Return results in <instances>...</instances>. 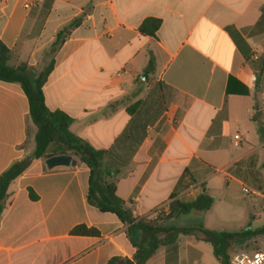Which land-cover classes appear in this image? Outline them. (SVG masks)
Listing matches in <instances>:
<instances>
[{"label": "crops", "instance_id": "0c3cea01", "mask_svg": "<svg viewBox=\"0 0 264 264\" xmlns=\"http://www.w3.org/2000/svg\"><path fill=\"white\" fill-rule=\"evenodd\" d=\"M148 18L162 22L153 34L141 28ZM70 25L46 105L73 118V134L110 151L107 162L119 165L111 180L135 218L167 211L176 189L195 199L220 188L232 204L235 186H247L264 199V0H0V40L14 67L40 69ZM35 135L22 86L0 81V174L31 156ZM71 156L75 166L52 169L32 159L9 187L0 264L133 259L129 226L88 203L90 169ZM80 225L99 235H74ZM204 245L212 247L180 235L146 264H201Z\"/></svg>", "mask_w": 264, "mask_h": 264}, {"label": "trees", "instance_id": "16d2710c", "mask_svg": "<svg viewBox=\"0 0 264 264\" xmlns=\"http://www.w3.org/2000/svg\"><path fill=\"white\" fill-rule=\"evenodd\" d=\"M161 20L148 18L142 25L144 33L153 34L161 26ZM72 25L60 31L53 44L44 52V66L38 72L25 63L12 66L14 58L12 51L0 40V81L19 83L30 103V114L36 126L35 147L30 157L17 161L0 174V215L5 208V200L11 184L22 176L31 165L32 159L39 160L55 155L69 154L78 157L90 169L88 203L101 212L113 213L123 223L128 225V237L136 248L133 259L115 256L106 264H146V262L162 246L174 244L180 235L195 237L210 243L215 257L221 264H229V250L232 242L237 239H252L264 234V227L237 232L215 231L203 226L183 225L182 219L193 211L202 214L211 210L214 198L206 190L195 199L178 197L176 189L169 203L166 216L159 218H135L125 201L117 195L115 182L111 178L118 174L116 161L108 163L110 151L96 149L91 144L70 131L73 118L62 110H51L45 102L44 86L54 68V55L63 44ZM153 66L150 60L147 70ZM30 197L36 199L34 191L29 189ZM159 210V209H158ZM156 210V213L158 212ZM165 217V218H164ZM137 230L141 238L136 242L132 231ZM74 235L97 236L96 228L80 225L72 230ZM200 235V236H199Z\"/></svg>", "mask_w": 264, "mask_h": 264}, {"label": "rangeland", "instance_id": "374dc122", "mask_svg": "<svg viewBox=\"0 0 264 264\" xmlns=\"http://www.w3.org/2000/svg\"><path fill=\"white\" fill-rule=\"evenodd\" d=\"M44 64L37 70L38 72ZM208 193L214 198L211 210L200 216L188 215L184 217L182 219L183 225L203 226L209 230L230 232L254 231L264 227V199H255V194L249 199V196L239 186H235L231 191L234 198L232 204L225 200L224 190L220 188L212 187L208 189ZM168 211L169 205L167 211L160 208L156 216L163 218ZM203 249L204 255L200 260L201 264H221L213 255V249L210 245H204ZM256 249H264V234L255 236L252 239L235 240L232 242L229 255L234 251H253Z\"/></svg>", "mask_w": 264, "mask_h": 264}, {"label": "built area", "instance_id": "2783aa9c", "mask_svg": "<svg viewBox=\"0 0 264 264\" xmlns=\"http://www.w3.org/2000/svg\"><path fill=\"white\" fill-rule=\"evenodd\" d=\"M240 141L241 140L238 139L235 145L238 146ZM243 192L248 196L254 194V192L247 186H243ZM229 264H264V249L234 251L229 255Z\"/></svg>", "mask_w": 264, "mask_h": 264}, {"label": "water", "instance_id": "95a60500", "mask_svg": "<svg viewBox=\"0 0 264 264\" xmlns=\"http://www.w3.org/2000/svg\"><path fill=\"white\" fill-rule=\"evenodd\" d=\"M147 74H145L142 79H146ZM77 160L69 154L55 155L47 158L45 164L49 169L59 167V166H75Z\"/></svg>", "mask_w": 264, "mask_h": 264}]
</instances>
